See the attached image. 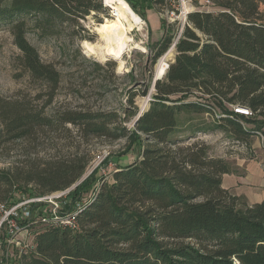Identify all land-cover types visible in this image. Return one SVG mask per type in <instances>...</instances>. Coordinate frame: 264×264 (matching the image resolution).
I'll return each mask as SVG.
<instances>
[{"label":"trees","instance_id":"16d2710c","mask_svg":"<svg viewBox=\"0 0 264 264\" xmlns=\"http://www.w3.org/2000/svg\"><path fill=\"white\" fill-rule=\"evenodd\" d=\"M125 1L141 17L157 3ZM207 1L219 11L188 14L180 35L168 26L163 39L148 48L155 50V62L179 36L174 58L138 120L135 90L122 114L69 111L52 117L0 104L2 125L12 140L71 125L84 140L124 139L128 150L140 149L139 161L119 166L110 181L93 190L77 216V230L39 223L41 228L33 231L35 250L20 256L21 264H264V201L248 205L244 197L223 189L222 176L236 170L211 157L207 145L191 142L197 133L222 131L236 147L249 149L252 137L263 134L264 13L255 0ZM91 13L106 14L101 0H0V25L8 26L20 52L16 67L31 82L55 92L60 75L42 62L27 39L28 30L52 38L65 27L74 31ZM127 78L133 80L132 72ZM141 94L147 96L148 84ZM234 108H246L251 115ZM181 114L208 115L213 124L197 126L181 138L175 135ZM131 120L129 129L124 124ZM87 164L78 155L47 163L33 175L42 189L37 197L78 183ZM96 173L97 168L69 193L63 211H71L90 192ZM6 180L0 171V182Z\"/></svg>","mask_w":264,"mask_h":264},{"label":"rangeland","instance_id":"374dc122","mask_svg":"<svg viewBox=\"0 0 264 264\" xmlns=\"http://www.w3.org/2000/svg\"><path fill=\"white\" fill-rule=\"evenodd\" d=\"M154 1L157 2L154 4L155 13L158 14L162 26L160 32L152 34L146 26L145 16L141 17L131 9L141 19L142 29L136 25L139 29L137 30L134 25L130 36L143 50L130 49L131 51L125 52L122 56L121 63L111 57H104V59L102 56L89 55L84 49L85 43L91 45L102 43L95 31V26L113 22L106 15L107 11L106 14L91 13L79 20V27L74 31L65 27L52 38L36 37L35 33L29 29L27 39L37 49L42 62L52 65L60 75L59 87L53 93L41 83L31 82L16 67L15 59L20 52L14 45L8 26L0 25V104L5 106L18 104L25 106L31 113L43 112L46 116L52 117L69 111L122 114L123 108H130L127 102L130 94L138 91L134 99V108L137 110V115L141 111L145 112L152 100L154 92L152 81L156 75L158 62L167 55L165 64L168 65L174 58L175 45L173 46V43L169 50L155 62L151 61L155 50H148V48H153L163 39L168 26H173L179 34L182 27L181 20L171 19L166 15V8L160 0ZM186 1L188 7L193 8L195 12L219 11L205 0ZM255 1L258 3V11L264 13V0ZM131 72L133 80L140 84L138 87H134L133 80L127 78ZM147 84L148 94L141 96ZM189 101L200 102L196 98H190ZM132 121L124 125L129 129L132 128ZM179 124V132L175 135L185 138L189 130L197 126L212 125L213 121L208 115L181 114ZM35 131L29 139L12 140L5 134L0 117V171L7 175V180L0 182V202L8 207L45 197H37L36 193L42 189L36 187L33 175L40 173L47 163L65 161L74 155L83 157L88 160V164L82 180L97 168L92 189L84 194L80 201H77L80 204L85 203L100 184L110 181L112 173L119 166H126L141 159L139 146H132L128 150L124 139L113 142L104 139L84 140L71 125L61 127L55 125L52 128L45 127ZM260 132L263 134L258 135V139L256 135L252 137L249 149L236 147L232 138L222 131L197 133L191 142L197 141L207 145L210 156L213 158L228 159L225 161L236 170V173L245 170L243 166L245 163L242 160L259 163L264 171V126ZM238 163L240 165L237 166ZM33 203L35 207L32 209L29 204V210H32H30V222L39 224L42 222L41 218L51 217L53 206ZM38 224H32L34 226L32 230L17 234V241L32 243L34 232L41 228ZM7 233V227L0 229V264H21L22 259L15 249L16 246L8 242Z\"/></svg>","mask_w":264,"mask_h":264},{"label":"built area","instance_id":"2783aa9c","mask_svg":"<svg viewBox=\"0 0 264 264\" xmlns=\"http://www.w3.org/2000/svg\"><path fill=\"white\" fill-rule=\"evenodd\" d=\"M103 8L107 11V15L110 19H117L119 17V12L116 9V2H108V0H101ZM163 6L166 8V15H168L171 19L181 20L182 28L185 24L188 14L195 12L193 8H189L186 0H160ZM205 2L209 3V1L205 0ZM138 24L134 23L135 29L139 30L137 26L141 27V19ZM142 29V27L140 28ZM180 31V33H181ZM180 35V34H179ZM179 37V36H178ZM177 37V39H178ZM177 39L175 40L173 46L175 45ZM234 112L241 114L243 116H250L251 112L246 108H234ZM261 137V136H260ZM82 179L72 185L71 187L53 193L51 196H45L43 198L27 200L16 204L12 207H8L3 203H0V229L4 224L8 228L7 240L9 243L14 244L15 249L18 252L19 256L27 255L35 250L34 239L32 243H22L17 241V234H21L22 231L27 232L30 229L32 224H38V222H30V210L29 204L33 202L45 203L49 206H53L51 209V217L50 218H41L39 222L40 225H52L56 227H60L63 229H69L71 231L77 230V216L79 212L83 209L85 203H76L75 207L68 212L63 211L67 204V197L71 191H73L77 184H79ZM19 222H30L26 223L24 227L20 226Z\"/></svg>","mask_w":264,"mask_h":264},{"label":"bare ground","instance_id":"6f19581e","mask_svg":"<svg viewBox=\"0 0 264 264\" xmlns=\"http://www.w3.org/2000/svg\"><path fill=\"white\" fill-rule=\"evenodd\" d=\"M108 2H116V9L119 12V17L115 20L112 19L113 22L110 24L102 23L95 26V31L102 43L100 45L85 43L84 49L89 55L102 56L103 58L111 57L121 63L122 56L125 52L130 49H142V47L134 42L133 38L130 36L134 23L138 24L140 20L124 0H108ZM166 58L167 55L162 57L158 62L156 67V78H161L165 75Z\"/></svg>","mask_w":264,"mask_h":264},{"label":"crops","instance_id":"0c3cea01","mask_svg":"<svg viewBox=\"0 0 264 264\" xmlns=\"http://www.w3.org/2000/svg\"><path fill=\"white\" fill-rule=\"evenodd\" d=\"M155 5L146 10L145 23L152 34L160 32L162 26L155 12ZM263 137V136H262ZM258 139L259 136H256ZM264 138V137H263ZM256 146V143L254 144ZM228 161V159H225ZM245 170L241 173L222 176V188L235 196H242L248 205L264 201V171L259 163L242 160ZM240 165L239 163L237 166Z\"/></svg>","mask_w":264,"mask_h":264},{"label":"water","instance_id":"95a60500","mask_svg":"<svg viewBox=\"0 0 264 264\" xmlns=\"http://www.w3.org/2000/svg\"><path fill=\"white\" fill-rule=\"evenodd\" d=\"M176 44V43H175ZM168 68V65H166V69ZM161 78H154L153 79V81H152V90H154V85H155V83H156V81H158V80H160ZM150 101H152V100H150ZM144 112L143 111H141L138 115H137V117H136V120H138L140 117H141V115L143 114Z\"/></svg>","mask_w":264,"mask_h":264}]
</instances>
